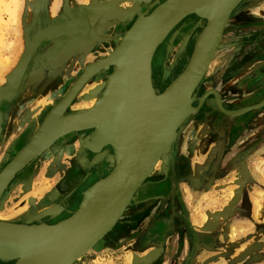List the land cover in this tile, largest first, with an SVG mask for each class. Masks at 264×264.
Here are the masks:
<instances>
[{
	"label": "rangeland",
	"instance_id": "rangeland-1",
	"mask_svg": "<svg viewBox=\"0 0 264 264\" xmlns=\"http://www.w3.org/2000/svg\"><path fill=\"white\" fill-rule=\"evenodd\" d=\"M161 1L163 0H159ZM258 1L253 7L257 10V14H252V18L255 17L253 19H258V21L254 23L252 18H248L253 20L251 22L254 24L249 25L247 30L252 31L255 27L264 25V0ZM13 2V0H0V93L7 94L11 74L26 45L32 40L31 38L36 34L46 32L50 33V36L40 42L31 57L24 80H21L14 93L0 100V171L14 159L23 143L32 134L37 122L36 118L43 111L45 101L51 99L59 103L72 94L79 78L102 64L114 52L121 40L120 37H123L126 32L125 29L129 30L136 17L134 16L131 21L126 19L127 21L123 22L118 20V16H113V12L121 15L129 13L134 3L128 0L123 2H116V0H19L20 11L17 24L19 26H17L18 34H16L15 27L9 24L8 16L10 9L13 8ZM100 5L105 7L97 11V6ZM155 6L150 7L149 4L140 3L136 7L139 13H146ZM191 17L193 20L189 21ZM204 25V20L190 15L184 18L176 28H173L153 55L151 62L153 83L163 82L165 89L182 72L189 58V50L186 40L182 42L181 37L185 33L186 35L190 33L185 38H191L192 41L199 35L200 30L197 28H203ZM183 32L184 35H182ZM248 38L246 37L245 40ZM250 39L255 41L254 38ZM7 58L12 62L10 64L7 61L10 66L4 65ZM224 68L225 66L220 65L218 70L223 71ZM110 73V69L100 70L92 77H88L79 91L83 92L91 85H104ZM209 79L206 77L205 80L208 83L204 82L202 87L199 85L195 90L191 108H196L200 104V99L207 91L215 90L214 82L212 84ZM47 82H52V86L47 85ZM263 85L264 82L261 86ZM77 92L74 93L72 99ZM79 94L76 98H79ZM52 96L55 97L52 98ZM86 103L90 104L88 101ZM214 105V98L208 96L200 109L189 117L184 127L185 130L182 131L183 139L179 142L178 148L172 144L167 158L160 161L153 174L150 175L151 177L149 176L143 182L142 188L146 190L145 194L140 196L139 202H131L112 228L113 230L105 235L101 242H98L99 244L94 245V249L92 247L74 264H264V246L254 241L246 245L242 244L240 248L235 245L233 247L232 222L223 223L225 216L229 217L236 209L246 210L247 208L246 205L235 202L238 179L228 178L226 184H218L228 177L220 173L218 163L220 164L223 153L227 149L233 150L240 126L232 119L225 121L226 118H224V121H216V118L222 114ZM224 108L230 111L235 110V107L231 105H224ZM76 136H66L62 142L54 146L52 152L38 157L14 176L0 199V219L2 221L32 220L44 211L53 210L56 202L62 203L64 198L72 192L74 188L67 187L62 190L58 189V184L75 164L78 158L75 155L79 153L80 148L83 149L80 141L85 140L86 136ZM108 153H110L109 149L105 154ZM83 154L86 153L83 152ZM35 164L37 169L30 173V169ZM82 165L75 182V184L79 183V186L78 189H74L78 197L70 210L76 208L80 192L107 174V164L104 161L100 163L96 173L88 170V164ZM89 173L91 174L88 176ZM29 180H32L30 189L24 192L23 187L26 183H21V181ZM164 180H167L169 184V191L161 192L159 196L148 191L153 185ZM39 184L41 188L35 190L38 196H29L33 190L32 186H39ZM226 189L227 193L231 194L228 203L218 210H202V201L205 198L206 203L208 202L206 199L208 194H213L210 199L211 203H219L226 198L223 194ZM46 198H51V201ZM45 200L48 204H40ZM229 203L231 205H228ZM158 216L162 218L159 219ZM66 217L67 214H61L54 220L44 218L42 222L54 224ZM148 217H150L149 227L141 231L135 230L134 226L137 227ZM202 219L205 220L201 224ZM227 228L230 231L226 234V241H223V238L218 236V230L223 229L222 231L225 232ZM170 233L178 236L168 240ZM115 234L117 236L114 237V246L107 247L106 238ZM218 240L221 244L225 242L226 245L218 244Z\"/></svg>",
	"mask_w": 264,
	"mask_h": 264
},
{
	"label": "water",
	"instance_id": "water-1",
	"mask_svg": "<svg viewBox=\"0 0 264 264\" xmlns=\"http://www.w3.org/2000/svg\"><path fill=\"white\" fill-rule=\"evenodd\" d=\"M123 1L127 0H116V2ZM128 1L134 3V7L129 10V13L121 15L114 12L113 15L118 16V20L123 22L131 21L136 16L133 24L117 44L114 52L102 64L81 76L74 92L66 96L72 99L74 93L85 84L88 77L100 70L107 71L110 69L111 73L107 81L101 86L108 97V108L100 127L108 133L101 137L96 132L94 136H87L85 140L80 141L84 150L80 148L79 153L76 154L78 158H76L75 164L58 184V189L64 190L67 187L76 189L79 186V183L75 184V182L80 167H83L82 164H88V170L96 173L100 163L104 161L107 164V174L78 194L80 199L74 210H70V207L76 203L78 196L73 189L64 198V201L62 200V203L56 202V207L53 210L44 211L32 220L0 221L1 263L74 264L112 230L131 202H139L140 196L145 194L146 190L142 188V184L154 172L146 174L151 160V141L154 130L150 128L145 107L146 96L153 83L151 62L155 50L173 28L187 16L193 15L205 21L203 29L205 30L206 42L204 47L191 57L182 72L165 88L166 91L181 88L184 98L192 103L194 92L204 78L237 0ZM140 3L149 4L150 7L156 6L146 13H139L136 6ZM103 9L104 6H97V11ZM144 17L145 19L134 29L136 23ZM49 36L50 33L48 32L36 34L26 45L11 74L7 94L5 92L0 93V100L8 98L14 93L25 77L35 48L37 49L40 42ZM259 41L262 42L264 39ZM33 45L34 47L31 49ZM250 59L253 61L254 57L251 56ZM255 81L256 83L264 82V67L262 75L257 76ZM260 87L263 90L258 89L255 96L262 98L261 102L242 109H238L237 104L232 102H223V94H219L216 90L206 92L196 108H191L189 105L184 111L168 141L166 153L162 155L160 161L167 158V154L171 151V145L175 144L178 132L185 127L189 117L200 109L201 104L208 99V96L214 98V106L222 114L216 118V121L221 122L224 118H226L225 121L227 119L237 121L239 116L257 110L264 104V85ZM224 105H231L235 107V110H227ZM66 129L61 130L32 162L38 157L46 155L47 152H52L54 146L62 142L66 136L74 135L71 128ZM39 136L40 132L33 131L14 159L0 171V198L14 176L22 170H19L18 167L19 160L23 154L25 156L29 150L38 144ZM103 148L109 149L110 153L101 154L100 150ZM83 152L86 154L84 155ZM113 163L115 169L111 172ZM70 176L75 177L73 183L64 185L63 183ZM31 181H21V183H26V186L23 187L24 192L29 191ZM236 185L239 186V182ZM169 190L167 180L156 183L148 189L158 196L161 192ZM235 194L237 195V192ZM47 200L51 201V198ZM40 204L48 203L45 200ZM61 214H67V217L54 224L42 222L44 218L54 220Z\"/></svg>",
	"mask_w": 264,
	"mask_h": 264
},
{
	"label": "crops",
	"instance_id": "crops-1",
	"mask_svg": "<svg viewBox=\"0 0 264 264\" xmlns=\"http://www.w3.org/2000/svg\"><path fill=\"white\" fill-rule=\"evenodd\" d=\"M252 14L256 15L257 10L254 8L249 10L248 15L250 16L248 18H252ZM245 15L246 11L241 10L236 14V17L243 19ZM253 18L255 19V17ZM254 21L256 23L258 19ZM236 32L239 35L234 37L228 35L229 38H225L224 43L229 44L225 46H229V48L227 53L222 55V58H216L218 60L215 62V72L210 75L214 78L210 82L212 84L214 82L213 88L219 94H223V102H232L237 104L238 109H242L259 104L262 100V98L256 97L255 93L258 89H262L259 86L263 82L256 83L255 78L262 75L264 67V41H259L264 39V25L255 27L252 31L241 28ZM246 37H249L248 40H245ZM250 38H254L255 41H251ZM251 56L254 57L253 61H250ZM220 65L225 66L223 71L218 70ZM259 108L239 116L237 124L240 128L236 134L237 139L233 150L227 149L219 164L220 173L228 175V177L218 184H226L228 178H231L230 180L237 178V182H239V186L236 187L238 199L235 202L246 205L247 208L246 210L236 209L232 215L225 216L223 220L224 224L232 222L231 233H233L234 238L232 244L233 247L235 245L237 248H240L242 244L246 245L254 241L264 246V104ZM39 187L41 188V184L39 186L33 185V190L29 196H38L35 190ZM227 192V189L223 191L226 198L215 204L210 202L213 194H208L206 196L208 202L206 203L205 198L202 201V210L214 211L222 208L231 198V194ZM158 217L159 219L162 218L161 216ZM204 220H201V224L204 223ZM149 221L150 217L144 219L137 227L133 226L135 230L141 231L149 227ZM222 230H218V236L226 241V234H229L230 230L229 228L225 232ZM175 232L177 231L175 230ZM115 235L110 237L108 244H115ZM168 236V240H170L178 235L170 233ZM119 238L117 239L119 240ZM217 243L221 244L219 240ZM221 245L226 244L222 242Z\"/></svg>",
	"mask_w": 264,
	"mask_h": 264
},
{
	"label": "bare ground",
	"instance_id": "bare-ground-1",
	"mask_svg": "<svg viewBox=\"0 0 264 264\" xmlns=\"http://www.w3.org/2000/svg\"><path fill=\"white\" fill-rule=\"evenodd\" d=\"M13 8L10 9V12L8 13L9 16V24L11 26L15 27L16 34H18V20H19V0H13ZM21 1V0H20ZM113 1V0H111ZM243 0H237L234 4L233 10L234 11L242 2ZM114 3V2H113ZM110 5V4H108ZM103 6V5H102ZM105 7V6H104ZM107 7V6H106ZM109 7V6H108ZM112 7V6H111ZM120 8V7H117ZM112 9V8H111ZM94 10V9H93ZM121 10V9H120ZM127 10V9H126ZM130 10V9H129ZM87 11V10H86ZM90 11V10H89ZM88 11V12H89ZM99 11V10H98ZM109 11V10H106ZM105 11V12H106ZM124 11V10H123ZM95 12V11H94ZM122 12V11H121ZM25 13V12H24ZM96 13V12H95ZM103 13V12H102ZM109 13V12H108ZM114 13V12H113ZM128 13V12H127ZM24 15V14H23ZM99 18V14L97 15ZM101 16V15H100ZM114 16V15H113ZM107 16H105L106 18ZM87 18V16H86ZM115 18V17H114ZM145 19H140L134 29H136L139 24ZM89 20V19H88ZM112 21V20H111ZM110 21V23H111ZM1 22V20H0ZM25 22V20H24ZM74 22V21H73ZM103 22V21H102ZM101 22V23H102ZM184 22V21H183ZM100 23V24H101ZM108 23V24H110ZM114 23V22H113ZM116 23V22H115ZM195 23V22H194ZM104 24V22H103ZM91 26V25H90ZM178 26V25H177ZM191 26V25H190ZM95 27V26H94ZM100 27V26H99ZM202 27V25H201ZM89 28V27H88ZM125 28V27H123ZM176 28V27H175ZM90 29V28H89ZM199 29V35L190 40L191 38H185V42H187L188 50H189V58L186 61L185 66L189 63L191 57L201 48L204 47L206 42L205 37V30L203 28H197ZM73 30V29H72ZM124 30V29H123ZM125 31H128L125 29ZM175 31V30H174ZM186 32V31H185ZM101 33V32H100ZM126 33V32H125ZM124 33V34H125ZM176 33V32H175ZM197 33V32H196ZM120 34V33H119ZM79 35V34H78ZM193 35V34H192ZM35 36V35H34ZM102 36V35H101ZM123 36V35H122ZM168 36V35H167ZM166 36V38H167ZM81 37V36H80ZM66 38V37H65ZM119 38V37H118ZM123 37H120L122 39ZM18 39V38H17ZM32 39V38H31ZM99 39V38H98ZM111 39V38H110ZM120 42V41H119ZM36 43V42H35ZM34 43V45H35ZM114 44V43H113ZM34 45L31 49H33ZM117 46V45H116ZM36 50V48H35ZM114 50V49H113ZM30 51V49H29ZM219 51V50H218ZM110 52V51H109ZM216 52V51H215ZM12 53V52H11ZM30 54V52H28ZM43 53V51H42ZM15 54V52H14ZM215 54V53H214ZM42 55V54H41ZM29 57V56H28ZM235 58V57H234ZM8 59V60H7ZM4 61V65H9V58H7ZM153 59V58H152ZM226 60V59H225ZM9 61V62H7ZM153 61V60H152ZM213 62V61H212ZM12 64V62H10ZM155 64V63H154ZM30 65V64H29ZM183 65V64H182ZM38 67V66H37ZM179 67V66H178ZM181 67V65H180ZM30 68V67H29ZM28 74V73H27ZM33 74V73H31ZM30 74V76H31ZM35 74V73H34ZM104 75V74H103ZM34 76V75H33ZM171 76V75H170ZM50 77V76H49ZM92 77V76H91ZM95 77V76H94ZM98 77V76H97ZM25 78V77H24ZM28 78V77H27ZM104 78V77H103ZM159 78V77H158ZM101 79V78H99ZM154 79V78H153ZM157 79V78H156ZM171 79V78H170ZM169 79V80H170ZM24 80V79H23ZM33 80V79H32ZM36 80V79H35ZM107 80V79H106ZM166 80V79H165ZM154 81V80H153ZM172 81V80H171ZM26 82V81H25ZM101 82V80H100ZM203 82V81H202ZM96 83V82H95ZM99 83V82H98ZM104 83V82H103ZM166 83V82H165ZM34 84V83H33ZM92 84V83H91ZM46 85V83H44ZM47 85L52 86V82H47ZM84 85V84H83ZM103 86V85H102ZM83 87V86H82ZM151 90L148 91L146 96V114L149 118L150 122V128L154 130V135L151 141V160L149 164V168L147 171V175L151 174L152 171H154L158 164L160 163V159L162 155L166 153L167 144L169 139L171 138V135L173 133V130L175 129L177 123L179 122V119L181 118L182 114L185 110L191 106L192 103H189L188 99L184 98L183 91L181 88L172 89L169 91H166V89L163 88V82L152 83L151 84ZM200 87V86H199ZM58 88V87H57ZM17 89V88H16ZM52 89V87H51ZM20 91V90H19ZM81 91V90H80ZM76 93L79 94L80 92ZM42 92V91H41ZM82 92V91H81ZM79 94V98H76V96L71 99V97H66L62 102L55 103L53 100L48 99L43 104V111L40 113V115L36 118L37 122L35 123V128H33V131L40 132V136L37 139L38 144H36L32 150H29V153H27L25 156L23 154L20 163L18 165L19 170L23 169L27 165H29L35 157L42 151L44 147L48 145L49 142L57 134L61 132L63 129H72L74 135H77L79 137L83 136H94V133L97 132V134L101 137L106 136L108 133L105 132L103 128H101L102 121L104 119V115L106 113V110L108 108V97L105 93L104 88H101V85H96L86 88L83 90V92ZM208 92V91H207ZM19 93V92H18ZM64 96V95H63ZM196 96V95H195ZM55 96H52L54 98ZM45 98V97H44ZM49 98V97H48ZM84 98V99H83ZM60 99V98H59ZM53 101V102H51ZM90 102V104L87 105L85 102ZM260 109V108H259ZM19 112V111H17ZM18 114V113H17ZM15 114V115H17ZM30 118V117H29ZM32 118V117H31ZM35 119V118H34ZM42 119V122H41ZM148 124V123H147ZM10 126V124H9ZM27 126V125H26ZM67 130V129H66ZM182 130H180L175 138V146L178 148L179 142L181 141V135ZM30 131V130H29ZM29 134V133H28ZM73 135V136H74ZM76 136V137H77ZM75 137V138H76ZM26 138V136H25ZM74 140V139H73ZM40 141V142H39ZM20 142V141H19ZM65 143V142H64ZM17 144V143H16ZM24 144V143H23ZM74 144V143H73ZM15 145V144H13ZM174 146V145H173ZM16 147V145H15ZM19 147V146H18ZM62 147V146H61ZM71 147V146H70ZM20 148V147H19ZM72 148V147H71ZM15 149V148H14ZM21 149V148H20ZM107 148H103L100 150V153H106ZM173 150V149H172ZM56 151V150H55ZM14 152V151H13ZM79 152V151H78ZM67 153V152H65ZM57 154V153H56ZM109 154V153H108ZM10 155V154H9ZM51 156V155H50ZM76 156V155H75ZM174 157V156H173ZM57 158V157H56ZM67 158V157H66ZM76 158V157H75ZM4 159V158H3ZM70 159V158H69ZM179 159V158H178ZM74 160V159H73ZM180 160V159H179ZM58 161V160H56ZM55 161V162H56ZM49 163V162H48ZM36 165V164H35ZM48 165V164H47ZM68 165V164H67ZM6 166V165H5ZM107 166V165H106ZM69 167V166H68ZM3 168V167H2ZM106 168V167H105ZM1 169V168H0ZM59 169V168H57ZM87 169V168H86ZM85 169V170H86ZM115 169V164L113 163V168L111 172ZM17 170V169H16ZM61 170V169H60ZM84 170V171H85ZM106 170V169H105ZM87 172V171H86ZM104 172V171H103ZM101 174V173H100ZM46 176V175H45ZM17 177V176H16ZM151 177V176H150ZM32 178V177H31ZM74 176H70L67 178L66 182L63 183L64 185H71L70 183H73ZM82 178V177H81ZM63 179V178H62ZM88 179V178H87ZM235 179V178H234ZM237 179V178H236ZM59 181V180H58ZM84 181V180H83ZM90 182V181H89ZM60 183V182H59ZM78 183V182H77ZM82 184V183H81ZM89 185V183H87ZM144 184V183H143ZM142 184V185H143ZM78 189V188H77ZM21 193V192H20ZM43 194V193H42ZM67 194V193H66ZM36 197V196H35ZM18 198V197H17ZM41 199V198H40ZM58 199V198H57ZM80 199V198H79ZM63 200V199H62ZM23 201V200H22ZM32 203V201H31ZM54 204V203H53ZM137 205V204H136ZM44 208V207H43ZM73 208V207H72ZM196 208V207H195ZM33 210V209H32ZM43 210V209H42ZM20 211V210H19ZM40 213V212H39ZM37 214V213H36ZM144 214V213H143ZM146 214V213H145ZM144 214V215H145ZM64 216V215H63ZM122 217V216H121ZM1 218V217H0ZM3 218V217H2ZM7 220V219H6ZM0 221H2L0 219ZM52 223V221H51ZM113 230V229H112ZM111 232V231H110ZM119 232V231H118ZM117 235V234H116ZM115 235V236H116ZM112 238V237H111ZM101 242V241H100ZM99 244V243H98ZM97 245V244H96ZM94 249V247H93ZM130 249V248H129ZM132 261V260H131ZM110 262V261H109ZM108 262V263H109Z\"/></svg>",
	"mask_w": 264,
	"mask_h": 264
},
{
	"label": "flooded vegetation",
	"instance_id": "flooded-vegetation-1",
	"mask_svg": "<svg viewBox=\"0 0 264 264\" xmlns=\"http://www.w3.org/2000/svg\"><path fill=\"white\" fill-rule=\"evenodd\" d=\"M259 1L258 0H243L242 2H241V4L234 10V11H232L231 12V14H230V16H229V18H228V22H227V24H226V26H225V28H224V30H223V33H222V35H221V39H220V41H219V44H218V46H217V48H216V52H215V54L213 55V58H212V60H211V62H210V64H209V66H208V69L206 70V73H205V75H204V78H203V82H201V84H200V87H202V84L204 83V82H206V80H205V78L207 77V78H210L209 80L211 81L212 80V78L214 77V76H211L210 77V75L212 74V73H214L215 72V70L214 69H216V65H215V62L218 60V59H216L217 57L218 58H222V55L223 54H226L227 53V49L229 48V46H225V45H229V44H227V43H224V40H225V38H229V37H234V36H237V35H239L236 31L238 30V29H243V28H249V25H251L252 24V22H250V21H248L249 19H248V16H250V15H248L249 14V10H252L253 9V7H255V4H257ZM241 10H244V11H246V15L245 16H243V19H239L238 17H236V14L238 13V12H240ZM193 20V17H191V19L189 20V21H192ZM182 32V31H181ZM189 33V32H188ZM190 34V33H189ZM189 34H187L186 35V33H185V35H184V32H183V34L182 35H184V36H182L181 37V39H182V42H183V40L185 39V37L186 36H188ZM228 35H230L229 37H228ZM179 37H180V35H179ZM219 50V51H218ZM224 58H226V57H224ZM213 61V62H212ZM210 71V72H209ZM206 83H208V82H206ZM185 130V129H184ZM184 132V131H183ZM183 132H182V135H181V139L180 140H182L183 139ZM37 169V167H36V165L34 166V167H32L31 169H30V173H32V172H34L35 170ZM8 187V186H7ZM5 191V190H4ZM3 194H4V192H3ZM2 194V195H3ZM2 197V196H1ZM1 199V198H0ZM107 239V244H106V246L107 247H109V246H111L112 244L110 243V244H108L109 243V239H110V237H107L106 238ZM112 246H114V245H112ZM111 246V247H112Z\"/></svg>",
	"mask_w": 264,
	"mask_h": 264
}]
</instances>
